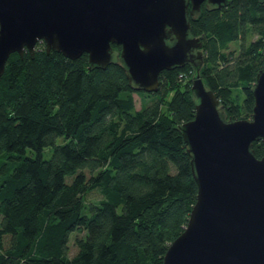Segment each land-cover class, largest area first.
Here are the masks:
<instances>
[{"label": "trees", "instance_id": "obj_1", "mask_svg": "<svg viewBox=\"0 0 264 264\" xmlns=\"http://www.w3.org/2000/svg\"><path fill=\"white\" fill-rule=\"evenodd\" d=\"M190 20L207 85L228 117L251 118L264 67V0L204 2ZM234 40L239 47L227 50ZM194 74L189 64L163 69L160 89L148 92L130 83L121 62L89 68L87 52L70 58L39 41L34 56L11 53L0 76V264H163L198 193L180 129L196 113ZM135 92L159 96L137 108ZM253 147L264 155L261 140ZM9 157L18 159L13 170ZM96 188L102 197L88 201Z\"/></svg>", "mask_w": 264, "mask_h": 264}, {"label": "water", "instance_id": "obj_2", "mask_svg": "<svg viewBox=\"0 0 264 264\" xmlns=\"http://www.w3.org/2000/svg\"><path fill=\"white\" fill-rule=\"evenodd\" d=\"M231 0H0V76L11 53L33 56L39 41L89 68L121 62L137 90L160 89L163 69L192 65L194 118L182 123L197 199L163 264H264V67L251 118H232L201 69L203 41L190 15ZM121 45L118 52L114 44Z\"/></svg>", "mask_w": 264, "mask_h": 264}, {"label": "rangeland", "instance_id": "obj_3", "mask_svg": "<svg viewBox=\"0 0 264 264\" xmlns=\"http://www.w3.org/2000/svg\"><path fill=\"white\" fill-rule=\"evenodd\" d=\"M257 37V34H252L251 35V38H256ZM239 47V41H232L230 42L229 44V47L227 48V50H232V49H237ZM173 89H171L166 98L169 99L172 97V94H173ZM134 96H135V101H136V106L137 108H140L142 106H146L147 104H149L150 102H152L155 98H157L159 96V93L157 94H151V95H146V94H143V93H137L135 92L134 93ZM243 98H244V95H242L241 97V102L243 101ZM166 106L167 103H164ZM65 141L64 137L63 136H59L58 139H57V142L58 143H63ZM53 146H46L43 150V155L45 158H50L52 156V153H53ZM12 153H15V152H12ZM27 154H35V151H33L32 148H27ZM7 163H9V167H10V170H13L14 166L17 164L18 162V159L17 158H12V157H9L6 159ZM70 177H68V179H70ZM2 179V177H0V180ZM102 197V193L99 189H93L91 190L90 192L87 193L86 195V198L88 201H97L99 200L100 198ZM82 234H85V232H81L80 235ZM76 235H77V232H74L71 234L70 236V241H69V247H70V254L73 255L75 254V252L77 251V245L75 243V238H76ZM6 242H8V238L6 239Z\"/></svg>", "mask_w": 264, "mask_h": 264}]
</instances>
